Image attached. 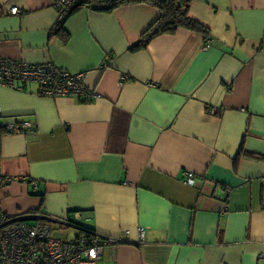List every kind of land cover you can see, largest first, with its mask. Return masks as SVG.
<instances>
[{
    "label": "crops",
    "instance_id": "1",
    "mask_svg": "<svg viewBox=\"0 0 264 264\" xmlns=\"http://www.w3.org/2000/svg\"><path fill=\"white\" fill-rule=\"evenodd\" d=\"M57 15L0 0V57L82 72L98 96L0 86V213L124 236L96 264H264V0H191L206 37L180 28L134 51L151 5L83 7L58 32Z\"/></svg>",
    "mask_w": 264,
    "mask_h": 264
},
{
    "label": "built area",
    "instance_id": "2",
    "mask_svg": "<svg viewBox=\"0 0 264 264\" xmlns=\"http://www.w3.org/2000/svg\"><path fill=\"white\" fill-rule=\"evenodd\" d=\"M73 1L60 0L56 3L57 21ZM10 13L18 14L19 9L13 7ZM208 47L206 41L203 48ZM84 78L82 72L71 73L49 61L29 63L0 57V86L22 89L21 84L34 83L41 96L74 97L81 101L96 98L97 93L85 83ZM29 127L27 121L9 122L5 130L8 133H20L26 132ZM193 177L191 172H182L181 179L189 183ZM4 181L11 179L0 176V182ZM27 217L35 219L26 220ZM55 225L59 229L73 228L76 235L64 239L55 237ZM137 231L138 243H143V229ZM123 238L120 235H104L84 227L77 222V216H48L42 211L32 215L0 213V264H96L105 246L119 244L124 241ZM260 257L264 259V253Z\"/></svg>",
    "mask_w": 264,
    "mask_h": 264
},
{
    "label": "trees",
    "instance_id": "3",
    "mask_svg": "<svg viewBox=\"0 0 264 264\" xmlns=\"http://www.w3.org/2000/svg\"><path fill=\"white\" fill-rule=\"evenodd\" d=\"M53 1L57 3L60 0ZM135 3H144L157 8L159 10V16L141 34L137 43L129 48L131 51L146 48L148 43L156 36L173 34L180 28L201 33L205 37L208 35V29L189 15L191 0H74L66 13L54 25V30L58 32L64 20L80 8L86 7L98 12H109L120 6Z\"/></svg>",
    "mask_w": 264,
    "mask_h": 264
},
{
    "label": "rangeland",
    "instance_id": "4",
    "mask_svg": "<svg viewBox=\"0 0 264 264\" xmlns=\"http://www.w3.org/2000/svg\"><path fill=\"white\" fill-rule=\"evenodd\" d=\"M53 235L55 237H61V238H71L72 236L75 235V230L73 228H67V229H59L56 227L53 230Z\"/></svg>",
    "mask_w": 264,
    "mask_h": 264
},
{
    "label": "water",
    "instance_id": "5",
    "mask_svg": "<svg viewBox=\"0 0 264 264\" xmlns=\"http://www.w3.org/2000/svg\"><path fill=\"white\" fill-rule=\"evenodd\" d=\"M25 219H26V220H31V219H35V218H30V217L28 218V217H27V218H25Z\"/></svg>",
    "mask_w": 264,
    "mask_h": 264
}]
</instances>
